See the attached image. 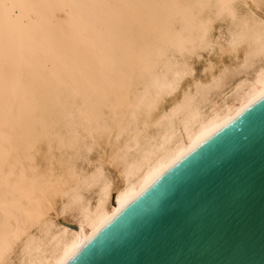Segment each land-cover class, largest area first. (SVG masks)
<instances>
[{
	"label": "bare ground",
	"instance_id": "6f19581e",
	"mask_svg": "<svg viewBox=\"0 0 264 264\" xmlns=\"http://www.w3.org/2000/svg\"><path fill=\"white\" fill-rule=\"evenodd\" d=\"M263 95L264 0H0V264H65Z\"/></svg>",
	"mask_w": 264,
	"mask_h": 264
},
{
	"label": "water",
	"instance_id": "95a60500",
	"mask_svg": "<svg viewBox=\"0 0 264 264\" xmlns=\"http://www.w3.org/2000/svg\"><path fill=\"white\" fill-rule=\"evenodd\" d=\"M65 264H264V95L161 173Z\"/></svg>",
	"mask_w": 264,
	"mask_h": 264
},
{
	"label": "rangeland",
	"instance_id": "374dc122",
	"mask_svg": "<svg viewBox=\"0 0 264 264\" xmlns=\"http://www.w3.org/2000/svg\"><path fill=\"white\" fill-rule=\"evenodd\" d=\"M240 7H241V6H240ZM241 8H242V7H241ZM243 9H245V8H243ZM257 11H258V13H260L259 10H257ZM214 22H215V23H226L225 21H221V20H216V21H214ZM216 29H217V27H216ZM216 29H215V31H214L215 34H216ZM207 58H208L207 54H206L205 52H202L200 58H199V59H195V61H194V66H195V69H196L197 72H200L201 69L204 67ZM225 60H227V59L225 58ZM168 104H169V103H165L164 106H167ZM97 151H102V150H101V149H99V150H98V149H94V150L90 153L89 157H90L92 160H94L95 158L99 157V154L96 155V152H97ZM101 153H102V152H101ZM95 156H96V157H95ZM82 159H83V157L80 156V158H79L78 160H76L77 163H78V165H81V166H82V165L84 164V163L82 162ZM109 171L111 172L112 176L115 177V173L112 171L111 168H109ZM115 179H117V177H115ZM115 181H116V180H115ZM117 182H118V179H117Z\"/></svg>",
	"mask_w": 264,
	"mask_h": 264
}]
</instances>
